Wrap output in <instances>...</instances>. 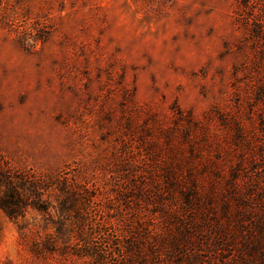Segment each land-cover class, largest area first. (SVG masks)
<instances>
[{
	"label": "rangeland",
	"instance_id": "rangeland-1",
	"mask_svg": "<svg viewBox=\"0 0 264 264\" xmlns=\"http://www.w3.org/2000/svg\"><path fill=\"white\" fill-rule=\"evenodd\" d=\"M9 187L0 264H264V0H0Z\"/></svg>",
	"mask_w": 264,
	"mask_h": 264
},
{
	"label": "trees",
	"instance_id": "trees-1",
	"mask_svg": "<svg viewBox=\"0 0 264 264\" xmlns=\"http://www.w3.org/2000/svg\"><path fill=\"white\" fill-rule=\"evenodd\" d=\"M164 177L168 183V185L172 188L174 187L173 185H176V190L178 193L184 196V198H187L189 194H187L181 187H178L179 185V180L176 178V171L175 168L165 165L164 167ZM191 190L194 191V193L197 191V187L195 185H192ZM190 190V189H189ZM63 192V190H62ZM65 194V193H64ZM65 195H69L66 191ZM71 196V194L69 195ZM198 196V192L196 194V197ZM188 200L191 199V197L187 198ZM64 202L61 203L60 206H58L56 212L61 214L66 210H70L73 207V200L70 198H65L63 200ZM38 200H35L34 203H37ZM33 203V202H32ZM31 205V207H35L33 204H28L27 201L20 196L17 190H14L13 188L9 187L7 189L6 195L4 198L0 199V209L3 210V212L6 214V216L11 219V220H16L17 216L20 215L21 211L24 209H27V206ZM188 205L191 207V201L188 202ZM47 211V210H46ZM258 227V231L261 232V230L264 231V222H260L259 224L256 225ZM141 232V229L139 233ZM185 233V231H184ZM264 236V233L260 234ZM132 237V241H129L127 243L122 244L123 250L121 253V258L119 260V264H159V261L161 259V253L157 251V249H154V247H151L150 244H145L146 238L144 236V233L142 235L140 234H130ZM185 240V238L183 239ZM245 242H249V246L246 247L244 246V250L241 252L243 257L244 255L247 254L248 258L253 259L257 255L263 258L264 256V249L263 248H257V245L253 243L251 244L252 238H247ZM146 245V246H145ZM162 246H165L164 243L161 242ZM173 249L175 250V256L176 254L180 253L182 254L180 250V242L177 241L174 245H171ZM165 248V247H163ZM149 252V254H146ZM158 253V254H157ZM246 258V257H244ZM243 259V258H242Z\"/></svg>",
	"mask_w": 264,
	"mask_h": 264
},
{
	"label": "bare ground",
	"instance_id": "bare-ground-1",
	"mask_svg": "<svg viewBox=\"0 0 264 264\" xmlns=\"http://www.w3.org/2000/svg\"><path fill=\"white\" fill-rule=\"evenodd\" d=\"M18 112V111H17Z\"/></svg>",
	"mask_w": 264,
	"mask_h": 264
}]
</instances>
